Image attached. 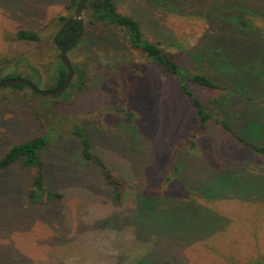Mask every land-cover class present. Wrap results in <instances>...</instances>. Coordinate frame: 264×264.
Wrapping results in <instances>:
<instances>
[{
    "label": "rangeland",
    "instance_id": "1",
    "mask_svg": "<svg viewBox=\"0 0 264 264\" xmlns=\"http://www.w3.org/2000/svg\"><path fill=\"white\" fill-rule=\"evenodd\" d=\"M68 3L0 0V81L56 87L58 17L76 12ZM117 6L182 67L230 85L190 82L203 101L222 97L216 115L264 143L263 1ZM82 19L87 34L68 51L78 69L72 87L51 96L0 87V159L12 145L47 135L44 185L60 195L34 202L28 192L36 169L21 160L0 166V264H264V156L213 119L200 130L176 75L130 46L122 31L88 25L85 11ZM21 29L41 39H18ZM128 111L143 119L127 121ZM76 124L112 167L116 188L81 155Z\"/></svg>",
    "mask_w": 264,
    "mask_h": 264
},
{
    "label": "trees",
    "instance_id": "2",
    "mask_svg": "<svg viewBox=\"0 0 264 264\" xmlns=\"http://www.w3.org/2000/svg\"><path fill=\"white\" fill-rule=\"evenodd\" d=\"M81 0H69L67 8H77ZM264 2V0H261ZM86 15V23L90 26H102L110 33L114 34V31H122L123 36L127 39V43L137 49H140L146 57L157 64L165 68L171 74H174L179 79V87L182 93L187 97L189 103L195 109L198 117V126L200 130L207 128L208 122L213 119L214 122L221 124L226 130L230 131L235 137H237L242 143L246 144L249 148L255 151L257 154L264 156V143L254 142L252 137L248 134H241L233 124H231L226 117L223 118L224 113H220L222 116L216 115L219 111L218 107L223 104L224 101H220L222 97H211L208 101H203L196 95L195 91L191 88L190 82L200 84L209 89H229L230 85H220L215 82L209 75L202 72H193L187 68L182 67L177 61L170 57V55L161 46L160 41L149 40L143 31L142 25L139 20L131 15L124 14L119 11L117 6V0H88L83 8ZM82 11V12H83ZM62 21V26L55 36V40L59 42H68L73 39V43L70 45L69 50L73 49L82 40V37L87 34L83 30V23H80L78 19L72 21L70 17L59 16ZM246 24L245 21L242 20ZM69 23V24H68ZM81 29L83 33L80 38H77ZM113 30V31H112ZM18 39L38 41L41 39L40 34L37 31L21 29L17 32ZM101 39H109V35L106 32H102ZM75 67V66H74ZM75 71L78 69L75 67ZM83 72H81L82 74ZM57 85L58 87L66 78L67 68L60 62L57 67ZM74 85L71 82L68 87ZM14 87L22 88L24 84H14ZM26 87V86H25ZM67 87V88H68ZM231 88V87H230ZM66 88L62 91H65ZM62 91L56 95H60ZM227 96V95H226ZM219 113V112H218ZM143 119L142 116L135 115V113L127 112V121L139 122ZM258 125V123H256ZM72 133L79 137L81 144V155L84 159L97 165L103 171V176L106 181L114 188L119 186L117 177L113 174L112 167L98 154L92 151V145L90 137L87 131L80 124H76L72 127ZM195 135L190 139V148H195ZM49 137L47 135L35 136L24 142L16 143L12 145L9 150L0 159V166L3 168L21 160L25 166L34 167L36 174L33 177L32 188L29 190L28 195L30 200L34 202H44L45 200L51 201L60 195L56 192L47 190L44 185V173L42 167V161L40 159L41 150L48 144ZM174 169L176 175H179L180 170V158L181 154L178 151L175 153ZM170 177H168L169 179ZM119 191L115 192V196H120Z\"/></svg>",
    "mask_w": 264,
    "mask_h": 264
},
{
    "label": "water",
    "instance_id": "3",
    "mask_svg": "<svg viewBox=\"0 0 264 264\" xmlns=\"http://www.w3.org/2000/svg\"><path fill=\"white\" fill-rule=\"evenodd\" d=\"M88 0H81L79 5L76 8V12L73 15V17L71 18V20L69 21V23H71L72 21L78 19L80 21V23H83V19H82V11L84 8L85 3ZM68 23V24H69ZM83 33V30L81 29L80 33L78 34L77 38H80L81 35ZM56 44L60 47V58L62 63L65 65V67L67 68V75L65 80L58 86L55 87L53 89H41L39 88L35 83H33L32 81L26 79V78H22V77H15V78H9L6 80H2L0 81V87H6V86H12L14 84H24L25 86H27L28 88H30L33 92L46 96V95H56L58 93H60L62 90H64L65 88L68 87V85L72 82L74 73H75V67L68 55V49L70 47V45L73 43V39H70L68 42H59L58 40L55 41Z\"/></svg>",
    "mask_w": 264,
    "mask_h": 264
},
{
    "label": "flooded vegetation",
    "instance_id": "4",
    "mask_svg": "<svg viewBox=\"0 0 264 264\" xmlns=\"http://www.w3.org/2000/svg\"><path fill=\"white\" fill-rule=\"evenodd\" d=\"M56 41V40H55Z\"/></svg>",
    "mask_w": 264,
    "mask_h": 264
}]
</instances>
